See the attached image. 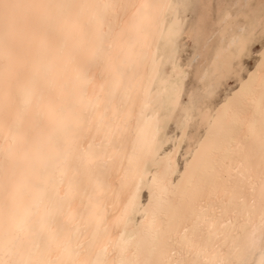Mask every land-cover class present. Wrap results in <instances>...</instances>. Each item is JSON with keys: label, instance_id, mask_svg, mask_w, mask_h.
Returning a JSON list of instances; mask_svg holds the SVG:
<instances>
[{"label": "bare ground", "instance_id": "6f19581e", "mask_svg": "<svg viewBox=\"0 0 264 264\" xmlns=\"http://www.w3.org/2000/svg\"><path fill=\"white\" fill-rule=\"evenodd\" d=\"M174 9L0 0V264H262V61L188 188L170 197L175 151L147 177L176 90L158 50Z\"/></svg>", "mask_w": 264, "mask_h": 264}, {"label": "rangeland", "instance_id": "374dc122", "mask_svg": "<svg viewBox=\"0 0 264 264\" xmlns=\"http://www.w3.org/2000/svg\"><path fill=\"white\" fill-rule=\"evenodd\" d=\"M254 2L255 10L248 7L250 0H173L175 14L172 12L173 16L169 15L166 21L158 50H166L159 68L164 77L163 87L176 89L169 107L174 114L170 112L171 117L162 127L147 175L151 178L160 159L175 151L168 184L170 197L187 189L190 178L199 174L207 160L203 149L216 134L215 121L227 114L229 103L238 94L246 93L256 78L264 59V27L259 0ZM220 50L230 58L225 57L227 63L215 58ZM147 196L146 186L140 194V208L146 204ZM140 215L139 212L137 217Z\"/></svg>", "mask_w": 264, "mask_h": 264}, {"label": "snow or ice", "instance_id": "6c2138e0", "mask_svg": "<svg viewBox=\"0 0 264 264\" xmlns=\"http://www.w3.org/2000/svg\"><path fill=\"white\" fill-rule=\"evenodd\" d=\"M248 7L252 8L253 10L256 9L254 0H250ZM258 10H259L261 27H264V0H259ZM249 19H252V17L250 16ZM261 45H264V40L261 41ZM261 55L264 56V52H262ZM261 68H262V71H264V61H262ZM262 264H264V261H262Z\"/></svg>", "mask_w": 264, "mask_h": 264}]
</instances>
